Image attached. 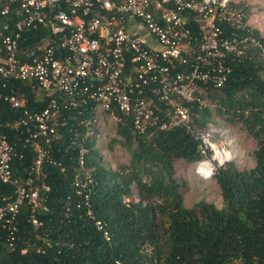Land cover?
<instances>
[{
    "label": "trees",
    "instance_id": "1",
    "mask_svg": "<svg viewBox=\"0 0 264 264\" xmlns=\"http://www.w3.org/2000/svg\"><path fill=\"white\" fill-rule=\"evenodd\" d=\"M230 5L245 14L247 23L248 8ZM224 31L228 37L247 35L246 29L224 26ZM250 31L264 47V37ZM43 37L45 33L25 36L21 48H33ZM226 66L229 73L221 87L201 85L206 105H192L191 129L209 132L212 105L227 123L240 125L253 137L257 147L251 169L239 170L232 162L215 168L220 207L203 200L191 208L183 204L184 183L175 176L174 161L192 164L204 157L190 130L136 134L119 114L115 131L130 160L113 171L101 163L96 137L85 133L89 109L82 114L74 109L51 141L43 176L35 182L41 200L35 217L41 226L31 224L30 208L23 205L12 241L0 228V264H264V55L247 46L241 56H228ZM15 88L24 92L30 111L43 109L49 100L18 82ZM156 105L164 108L158 101ZM18 116L0 102L1 118ZM4 133L11 142L19 138L14 130ZM33 159L27 151L14 163L19 174L30 169ZM12 192L0 183V204ZM96 221L104 225L109 241Z\"/></svg>",
    "mask_w": 264,
    "mask_h": 264
},
{
    "label": "built area",
    "instance_id": "2",
    "mask_svg": "<svg viewBox=\"0 0 264 264\" xmlns=\"http://www.w3.org/2000/svg\"><path fill=\"white\" fill-rule=\"evenodd\" d=\"M231 2L0 0V102L19 112L15 119L0 117V183L13 189L12 196L2 197L0 228L10 241L23 205L30 208L31 224L41 226L35 217L41 202L35 182L43 176L51 141L74 109L78 114L89 109L85 133L96 139L103 119L119 122L120 114L136 134L185 127L196 136L203 158L210 151L212 160L217 150L227 153L211 141L209 132L195 133L190 122L192 105H206L199 95L201 85L221 87L226 81L228 56H241L247 46L264 55L245 14ZM224 26L246 29L247 35L228 37ZM35 33L46 37L33 48H21L24 37ZM17 82L36 97H48L44 108L30 111ZM5 129L14 130L18 140L11 142ZM27 151L34 159L19 174L14 163ZM203 164L210 174L197 173L211 176V167ZM79 165L83 169L81 159ZM83 174L91 182L89 171ZM94 225L109 241L104 225Z\"/></svg>",
    "mask_w": 264,
    "mask_h": 264
},
{
    "label": "rangeland",
    "instance_id": "3",
    "mask_svg": "<svg viewBox=\"0 0 264 264\" xmlns=\"http://www.w3.org/2000/svg\"><path fill=\"white\" fill-rule=\"evenodd\" d=\"M233 4L248 8L247 24L264 37V0H231ZM211 117L208 131L212 142L223 147L227 153L228 161L219 164L212 160L213 152L207 157L194 162L186 163L183 160H175V176L179 183H184L181 188L183 204L186 208L193 207L203 200L221 206L220 189L214 178L215 168L232 162L239 170H248L254 166L253 153L257 147L256 141L240 125L227 123L220 115L216 114L211 105ZM117 122L111 119H103L100 123L101 134L98 136V155L102 164L110 170H117L130 160V154L119 144V137L115 127ZM206 163L212 169L208 178H202L198 173V165ZM135 189H133V192Z\"/></svg>",
    "mask_w": 264,
    "mask_h": 264
},
{
    "label": "bare ground",
    "instance_id": "4",
    "mask_svg": "<svg viewBox=\"0 0 264 264\" xmlns=\"http://www.w3.org/2000/svg\"><path fill=\"white\" fill-rule=\"evenodd\" d=\"M214 160H216L219 164H221L222 162L228 160V158L226 154H222L219 150H217L215 151V154H214ZM198 169H200V171H205L207 174H210V169L206 167V165L203 163L198 166Z\"/></svg>",
    "mask_w": 264,
    "mask_h": 264
}]
</instances>
